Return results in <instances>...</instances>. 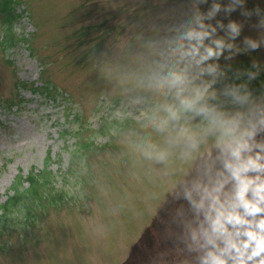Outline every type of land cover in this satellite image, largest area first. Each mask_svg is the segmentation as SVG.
<instances>
[{
  "label": "rangeland",
  "instance_id": "1",
  "mask_svg": "<svg viewBox=\"0 0 264 264\" xmlns=\"http://www.w3.org/2000/svg\"><path fill=\"white\" fill-rule=\"evenodd\" d=\"M192 3L16 0L11 30L0 15V264H195L178 212L192 214L177 198L194 161L178 149L163 162L145 155L149 144L167 146L169 133L153 127L148 114L161 97L139 78L148 38ZM257 8L264 15V0L222 7L213 23H240L242 49L245 37L262 40L226 50L219 64L223 83H239L255 62L249 87L264 93ZM46 164L52 174L38 195L23 184L31 211L4 214L21 175Z\"/></svg>",
  "mask_w": 264,
  "mask_h": 264
},
{
  "label": "clouds",
  "instance_id": "2",
  "mask_svg": "<svg viewBox=\"0 0 264 264\" xmlns=\"http://www.w3.org/2000/svg\"><path fill=\"white\" fill-rule=\"evenodd\" d=\"M206 2L193 0L145 43L139 78L161 97L148 116L153 127L169 133L167 146L149 144L145 155L163 162L178 149L181 158L194 161L177 198L188 201L192 214L183 219L178 212L195 264H264V93L249 87L261 69L254 62L236 74L246 80L223 83L219 64L226 50L230 57L259 48L262 40L245 37L242 49L235 43L240 23H213L222 7L231 13L246 0L223 6L213 0L205 10L200 5ZM256 15L264 28L261 9Z\"/></svg>",
  "mask_w": 264,
  "mask_h": 264
},
{
  "label": "trees",
  "instance_id": "3",
  "mask_svg": "<svg viewBox=\"0 0 264 264\" xmlns=\"http://www.w3.org/2000/svg\"><path fill=\"white\" fill-rule=\"evenodd\" d=\"M16 0H0V15L3 17L7 28L11 30V26L16 18V12H15V4ZM49 85V84H48ZM44 93H51V87L50 85L45 88ZM48 162V161H47ZM49 164H46L47 172H40L37 173L35 171H31L26 176L21 175V178L17 182V184L13 185V194L10 195L7 199V201L3 204V213L4 214H14L16 211L18 212H29L31 210L25 209V194L26 190H24V182L28 183V192H32L34 195L39 194L38 192V186L40 183L44 182V184H47L49 181L48 175L52 174V170L49 168ZM48 174V175H47ZM21 209V210H19Z\"/></svg>",
  "mask_w": 264,
  "mask_h": 264
}]
</instances>
